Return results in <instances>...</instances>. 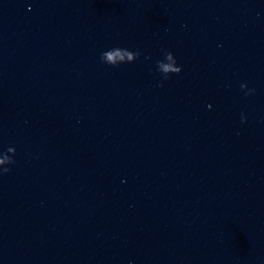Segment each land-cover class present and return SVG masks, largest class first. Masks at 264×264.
<instances>
[{
    "label": "clouds",
    "instance_id": "1",
    "mask_svg": "<svg viewBox=\"0 0 264 264\" xmlns=\"http://www.w3.org/2000/svg\"><path fill=\"white\" fill-rule=\"evenodd\" d=\"M142 53L137 51H130L123 48H112L110 50L104 51L100 55V60L102 63L116 67L124 63H133L135 62ZM147 59V57H146ZM177 65L176 59L172 52H164V60L157 61V71L160 72L165 80H167L170 74H179L182 69ZM241 90H245V95H254L255 89H248L246 84L240 85ZM246 117L241 115V122H245ZM16 149L14 147H9L5 153L0 154V175L7 174L10 172V168L6 167L7 165L15 164L14 156ZM11 154V155H9Z\"/></svg>",
    "mask_w": 264,
    "mask_h": 264
}]
</instances>
